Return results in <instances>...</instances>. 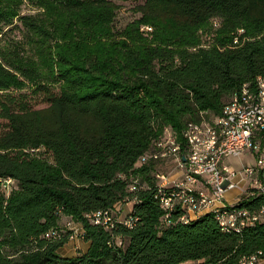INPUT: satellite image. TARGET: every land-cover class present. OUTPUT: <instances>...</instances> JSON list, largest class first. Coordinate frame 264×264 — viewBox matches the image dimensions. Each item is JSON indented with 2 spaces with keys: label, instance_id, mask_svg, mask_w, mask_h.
<instances>
[{
  "label": "trees",
  "instance_id": "obj_1",
  "mask_svg": "<svg viewBox=\"0 0 264 264\" xmlns=\"http://www.w3.org/2000/svg\"><path fill=\"white\" fill-rule=\"evenodd\" d=\"M118 1L34 0L43 11L21 14L0 0V40L18 34L0 46V264H237L264 252V222L225 232L213 212L184 221L180 208L166 221L157 162L136 166L166 128L183 151L188 124L264 78V0H143L114 32ZM215 18L203 45L197 32ZM25 81L29 93L12 91ZM128 201L131 227L87 216ZM259 206L264 196L236 204ZM62 217L81 226L83 252H58Z\"/></svg>",
  "mask_w": 264,
  "mask_h": 264
},
{
  "label": "built area",
  "instance_id": "obj_2",
  "mask_svg": "<svg viewBox=\"0 0 264 264\" xmlns=\"http://www.w3.org/2000/svg\"><path fill=\"white\" fill-rule=\"evenodd\" d=\"M252 84L255 86V92L250 96L251 102H241L238 89L237 96L231 97L219 116L211 120L202 119L198 123L191 122L192 131L183 132V139L187 145L183 151L174 132L166 128L165 141L157 140L153 154L137 161L136 166H140L149 160L159 162L173 159L183 172L182 179L173 180L170 184L164 174H156L157 188L159 185L171 186V196L159 195L158 190L156 193L166 221L174 209L180 208L183 211L181 220L197 216L202 212L214 211L218 215V226H222V222H229V224L236 223L241 229L240 224L244 222L254 226L264 222V206L252 210H236V202L256 198V195H264V109H261V105H256L255 100L262 98L264 102V78L255 79L251 84L243 83L241 87ZM226 107H235V115H226ZM219 135H226L224 145L230 144V151L227 154H220V158L213 160L212 164H204L203 156L209 152V148L220 146H212L211 143V139ZM187 147H194V155H187ZM229 157L239 160L248 157L249 160L246 162L241 160L236 168L227 161ZM135 181L130 184V190L135 189ZM13 182L11 178L3 181L6 191ZM235 189L240 190L238 201H227L225 193ZM229 205H232L233 213L219 216V207ZM116 211H118L117 205L102 210L101 213H95V219L90 220L107 229L114 227L117 222L126 227L133 225L136 218H130L128 213L122 219H116ZM257 211H259V220L245 221V214ZM65 226L71 231L69 238L83 239V230L78 223L68 220ZM262 257H264L262 251L258 255H243L241 264H257Z\"/></svg>",
  "mask_w": 264,
  "mask_h": 264
},
{
  "label": "rangeland",
  "instance_id": "obj_3",
  "mask_svg": "<svg viewBox=\"0 0 264 264\" xmlns=\"http://www.w3.org/2000/svg\"><path fill=\"white\" fill-rule=\"evenodd\" d=\"M143 0H121L118 1V9L116 10V15L115 18L113 20V31L117 32L119 30L124 29L126 26L129 25V23H131L132 21L138 19L139 14L136 13L134 11V7L136 4L141 3ZM14 2H16L17 4L20 5V13L21 14H31V13H36V12H40L43 11V8L36 5L34 0H14ZM16 22V21H15ZM219 19L215 18V19H211L207 26L205 27L206 29H200L197 33L199 39L202 41L203 45H210L212 44V41L215 37V32L214 30L218 27L219 24ZM141 33L143 34V37L146 39H150L151 38V28L146 27V26H141L140 29ZM18 34L15 33H11L9 36V39H13V38H18L17 36ZM154 35V32H153ZM8 38L3 37L0 40V46H5L6 42L9 41ZM32 85L30 83H28L27 81H25V86L22 89H16V90H12L15 93H19V92H23V93H29L32 89ZM3 121L0 119V130L2 129L1 127L3 126ZM160 141H165V137L162 138V140ZM242 161L246 162L249 160L248 157H243L241 158ZM237 158L234 157H229L227 159V161L233 166V167H238L240 161ZM155 169L156 171L160 174H164L167 182H169L168 184H170L171 182H173V180H180L183 178V172L181 171V169L179 167L176 166V163L172 160H163V161H159L156 163L155 165ZM165 187L167 188H171L170 185H165ZM240 190L235 189V190H228V192L225 193V198L227 201H238V193ZM132 204L130 202H122L119 203L117 205L118 211H116V219H122L123 217H125L130 209H131ZM68 218L66 217H62L61 220L59 221V227L60 229H62L63 231L66 230L65 223L67 221ZM77 225V224H76ZM88 243L84 240L81 239L79 237H73V238H69L67 240V242L63 245L64 247H62L61 249V253L64 254H71V253H80L83 252L85 250V246Z\"/></svg>",
  "mask_w": 264,
  "mask_h": 264
},
{
  "label": "bare ground",
  "instance_id": "obj_4",
  "mask_svg": "<svg viewBox=\"0 0 264 264\" xmlns=\"http://www.w3.org/2000/svg\"><path fill=\"white\" fill-rule=\"evenodd\" d=\"M256 79H262V77H257ZM255 92V86L252 85H245V87H240L239 94H240V100L241 102H251L250 96H252ZM233 96H237V93H235ZM256 105H261V109H264V102L262 98H255ZM226 115H235V107H226ZM191 123L187 125L184 132H191ZM226 142V135H219V137L212 138L211 143L213 145H220V146H213L209 148V152L206 153L204 157V164H212L213 160L220 158V154H227V152L230 151V144L224 145ZM187 155H194V147H187ZM151 156V155H150ZM144 158H147V156H144L141 158V160H144ZM140 160V161H141ZM163 193L161 195L165 196H171V188L165 187V185H159L158 186ZM258 196V195H256ZM264 196V195H260ZM254 198H247L245 200H251ZM241 202H236V204H240ZM236 210H249L245 207H236ZM207 212H213L215 214V218L218 223V215L217 212L214 211H207ZM219 216H228L229 214L233 213L232 211V205L229 206H221L218 209ZM95 213H101V211L95 212ZM95 213L87 215L90 219H95ZM204 213V212H202ZM200 215V214H198ZM187 220V219H186ZM184 220V221H186ZM259 220V211L257 212H249V214H245V221H257ZM241 225V229H239L236 225V223H230L229 222H222V226H220L222 231L229 232L230 230H236L240 231L244 229V227L254 226L252 224H249V222H244ZM258 253H253L250 255H258ZM237 264H241V259L238 260Z\"/></svg>",
  "mask_w": 264,
  "mask_h": 264
},
{
  "label": "crops",
  "instance_id": "obj_5",
  "mask_svg": "<svg viewBox=\"0 0 264 264\" xmlns=\"http://www.w3.org/2000/svg\"><path fill=\"white\" fill-rule=\"evenodd\" d=\"M237 168V167H236ZM87 246H89L88 244L85 246V250H86V248H87ZM62 247H64V246H62ZM62 247H60L59 249H58V252L61 254V255H64V256H74V255H76V253H71V254H64V253H61V249H62ZM181 264H194V262L193 261H188V262H184V263H181ZM257 264H264V257H262L261 259H259V261H258V263Z\"/></svg>",
  "mask_w": 264,
  "mask_h": 264
}]
</instances>
